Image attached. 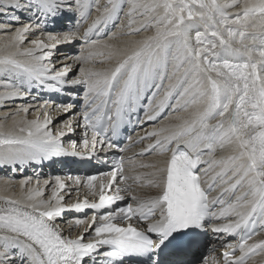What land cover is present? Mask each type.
<instances>
[{
  "label": "snow or ice",
  "instance_id": "1",
  "mask_svg": "<svg viewBox=\"0 0 264 264\" xmlns=\"http://www.w3.org/2000/svg\"><path fill=\"white\" fill-rule=\"evenodd\" d=\"M93 10L98 15L83 33L85 44L122 58L109 72L81 66V75L69 79L72 65L57 68L52 55L59 45L75 42L81 22ZM121 14L127 17L124 35L152 34L123 49L92 38L118 23ZM0 16L6 18L0 32L9 33L0 44V75L19 81L4 84L10 90L0 93V100L24 98L33 88L61 92L82 85L86 130L80 145L70 140L65 147L62 138L74 131L73 118L55 133L47 110L43 120H14L12 129L0 130V166L42 165L60 157H79L72 162L81 165H90L93 158L103 163L95 155L97 146L103 152L105 144L114 145L102 121L115 136L124 116L135 113L144 100L145 121L159 120L167 109L189 113L139 138L153 140L140 155L165 157L162 166L139 165L154 169L146 186L155 195L133 192L128 181L141 177L125 175L123 157L111 172L83 180L69 176L75 189L55 177L47 198L50 181L33 188L30 179L20 181L26 190L22 199L0 197V264H206V258L197 257L212 218L228 221L215 224L213 233L239 237L227 245L232 251L223 254L225 264H248L264 254V239H253L264 232V0H106L102 8L99 0H0ZM64 21L70 26L61 33L48 31ZM46 32L48 42L40 38ZM115 38L116 33L109 36ZM26 42L30 47H23ZM93 55L104 52L72 59L86 63ZM74 106L56 105L64 113ZM226 148L230 155L214 158ZM210 172L211 182H202ZM217 182L222 190L210 200ZM81 185L97 199H81ZM73 192L75 202L66 204ZM121 193L136 206L113 208L125 199ZM226 194L235 199L226 202ZM217 205L219 212H213ZM88 209L94 213L90 222L79 216L67 222L69 231L87 223L75 238L56 223L65 213ZM86 235L91 237L87 242Z\"/></svg>",
  "mask_w": 264,
  "mask_h": 264
},
{
  "label": "bare ground",
  "instance_id": "2",
  "mask_svg": "<svg viewBox=\"0 0 264 264\" xmlns=\"http://www.w3.org/2000/svg\"><path fill=\"white\" fill-rule=\"evenodd\" d=\"M105 2H106V0H99V4H100L101 8L105 4ZM126 11H127V8H125V12ZM97 15H98V13H96L95 10H93L92 15L86 21L85 26L88 27L93 22V20L96 19ZM126 24H127V17L125 15H123L122 16V22H121L120 26L118 27V29L116 30V31L120 30V32L116 33V38L109 40V35L107 34V35H105L106 38L101 39V40L115 45L117 49H123L125 47L131 48L135 41L142 39L144 36L152 34V31L150 30L148 32H142L139 35H124L123 33L128 31V29L126 27H124ZM65 28L66 27H64L63 29H56L52 32L53 33H61L62 31L65 30ZM8 35H9L8 32H0V44H2V42L8 38ZM37 35H39V34H37ZM120 35H122V36H120ZM35 38H37V36H29L28 37L29 40L35 39ZM40 38L45 39L46 42H48L47 41V35H43ZM23 47H30V44H28L26 42L23 45ZM70 50L72 51V48ZM66 51H68V50H63V51L61 50L59 55L65 56L64 53ZM74 51L78 54L75 55L74 52H72L73 54L71 56L68 55V57L66 59H64L65 57H60L61 59H64L65 61L57 59V63L59 66H63L65 64L72 65V71L77 72L76 76L81 75V73H80V67L81 66L86 71L88 69H91L94 72H100V73L109 72L115 66L117 60L122 58L121 56L109 57V51L110 50L102 49V48H90L89 46H87L85 44L84 41L80 45L79 49L75 48ZM96 51H103L104 55H102V56L93 55L90 57V59H88V61L86 63H81V62H78V61H75L74 59H72L76 56H81V55L82 56H88V54L90 52H96ZM169 71H171V68L169 69ZM6 83L18 84L19 81L13 80L10 77H3L2 75H0V93L5 92L6 90H10V89L4 88L3 85ZM39 92H40L39 89L33 88L32 90L23 93L24 98L0 100V108H1L0 109V130L7 131V130L12 129L14 120L19 122L23 119L34 120L37 117H39L41 120H43L42 111H44V110H47L49 112L50 118L53 121V124L50 126L52 128V131L53 130L57 131V129L62 128V122L64 120H67L68 118L66 117V115H63L62 117H60L59 115H56L58 110H60V109H54L53 108L54 103H49V104H47L46 109H41V105H44L45 102H39L38 101L37 103H33V102L29 103L28 101H24V100H30L33 98H37V100H39V97H40ZM14 101H17V102H14ZM23 101L26 102V104L28 103L27 107L24 106V104H22ZM11 104H13L14 107H16V108L11 107ZM6 106H10V107H8L10 109H8ZM24 108L29 109L27 114H25L23 112ZM167 111H170V112L167 113ZM63 113H64L63 110L59 111V114H63ZM177 115L187 117L189 115V113H186V112L172 113L171 109H167L162 114V116L160 117L159 120L147 121L149 123L147 124L146 127H144L141 130L140 136L143 137L145 135V133L151 132L154 129L159 128L164 124L179 123V121L174 119V116H177ZM162 118H163V120H161ZM78 119L79 118H76V121ZM144 121H145V119H144ZM212 123H215V121H212ZM75 131L77 132V130H75ZM72 139L79 142L80 137L76 133H73ZM150 143H153V140H147L146 139L143 142V146H144L143 148H137L133 151V153L131 154L132 160L128 163V168L125 171V174L128 176L135 177V176L139 175L141 177L140 181L129 180V183L132 185L131 188H132L133 192L135 194L140 195L141 197H148L151 195H155V190L146 186L147 181L154 178V177L149 175V173L153 172L154 169L142 168V167H139V165L155 163V164L162 166V161L165 159V157H161L155 152L148 155V156L146 154L140 155V153ZM230 154H231L230 149L226 148L223 151L218 149L214 158L218 159L221 156L226 157ZM205 158L207 159V157H205ZM200 167L203 168V167H206V165H201ZM218 170H219L218 168L215 169V171H218ZM0 172H4L6 174V175L5 174L1 175L2 173H0V197L9 196V197H13L15 199H22L24 197V195L26 194V190L22 191V189L20 187V181L30 179L31 182L28 185L29 188L36 187L37 182H39V185L41 187H43L44 182L46 180L50 181V186L47 189V191L45 192V198H47L51 193V190H52L51 186L55 184V179H50V176L53 173L52 174H49L46 172L44 173V171H42L39 167L35 166L34 164L25 165L23 167H20L19 165L15 166V167H13V166H0ZM18 174L21 175V177H19L20 180H16V176ZM22 174H24V175H22ZM45 174L47 177L45 176L46 178H43V176ZM212 174L213 173L210 172L207 177L202 176L203 181L211 182L210 177ZM48 177H49V179H48ZM68 186L71 188H74V189L77 187L76 185H74L72 183V181L69 182ZM222 187L223 186L219 182H217L216 187H215V193L219 194L220 191L222 190ZM241 191H243V189L237 191L235 195H239ZM79 196L81 199H83L85 196H87L88 198L92 197L89 193V190L84 189L83 187H80V186H79ZM224 198H225L226 202H230V201H233L235 199V196L232 194H226ZM75 200H76V193L75 192H73L71 199H68L67 196L65 197V203L66 204L74 203ZM130 202L133 205V207L136 206L135 201L131 200ZM72 219H73V217L64 216L62 218V220L60 218H57V220H56V223L58 225H60V227L62 229H64L65 235H70V234H73L76 232H83L84 228L87 226V223H85V224H82L80 227L73 228L72 230L69 231V229L67 227V222L72 220ZM86 221L88 222V220H86ZM226 222H228V221L227 220H221L220 223H226ZM260 239H264V232H261L254 240H260ZM225 242H226L225 239L219 240L217 242L212 241V245L214 247H219L222 244H224ZM216 254H218V251H216ZM262 260H264V254H261L257 258L252 260L250 264H258V262H261Z\"/></svg>",
  "mask_w": 264,
  "mask_h": 264
},
{
  "label": "rangeland",
  "instance_id": "3",
  "mask_svg": "<svg viewBox=\"0 0 264 264\" xmlns=\"http://www.w3.org/2000/svg\"><path fill=\"white\" fill-rule=\"evenodd\" d=\"M0 22H2V21H1V18H0ZM12 26L16 27V26H18V25H12ZM14 27H13V28H14ZM118 32H120V30H118V31H116V32H114V33H118ZM120 36H122V35H120ZM77 54H78V53H77ZM64 55H65V53H64ZM60 57H66V55H65V56L60 55ZM69 59H70V58H69ZM76 75H77V72H75L72 76H76ZM70 76H71V75H70ZM24 101H28L29 103H30V102H33V103H37V102H38L37 98H33V99H30V100H24ZM24 101H23L22 104H24V106L27 107L28 103L26 104V102H24ZM34 101H35V102H34ZM14 102H17V101H14ZM6 107L8 108V107H10V106H6ZM11 107H14V105L11 104ZM14 108H16V107H14ZM0 109H1V108H0ZM8 109H10V108H8ZM18 109H19V108H18ZM19 110H20V109H19ZM22 175H24V174H22ZM45 176H46V174L43 176V178H46V177H47V176H46V177H45ZM19 177H21V175L18 174V175L16 176V180H20ZM48 179H49V177H48Z\"/></svg>",
  "mask_w": 264,
  "mask_h": 264
}]
</instances>
